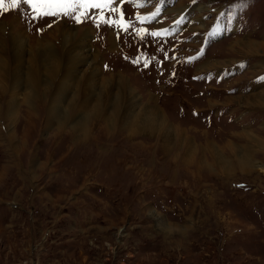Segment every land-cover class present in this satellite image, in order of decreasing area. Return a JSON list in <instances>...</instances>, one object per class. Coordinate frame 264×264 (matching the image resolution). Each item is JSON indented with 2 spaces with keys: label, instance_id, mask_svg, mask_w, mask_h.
<instances>
[{
  "label": "rangeland",
  "instance_id": "obj_1",
  "mask_svg": "<svg viewBox=\"0 0 264 264\" xmlns=\"http://www.w3.org/2000/svg\"><path fill=\"white\" fill-rule=\"evenodd\" d=\"M95 2L101 8L34 0L12 9L5 0L0 22L31 41L60 24L88 31L101 76L113 87L124 76L122 88L166 126L131 128L103 110L78 128L83 108L67 98L64 125L42 112L15 131L11 89L0 84V264H264V170L234 160L248 151L264 164V105L243 102L264 89V49L230 50L235 40L264 44V0ZM179 3V14L169 11ZM163 28L167 36L150 35ZM36 90L40 109L50 96ZM14 98L16 112L28 108L22 90Z\"/></svg>",
  "mask_w": 264,
  "mask_h": 264
},
{
  "label": "bare ground",
  "instance_id": "obj_2",
  "mask_svg": "<svg viewBox=\"0 0 264 264\" xmlns=\"http://www.w3.org/2000/svg\"><path fill=\"white\" fill-rule=\"evenodd\" d=\"M181 9H184L182 5L169 11L178 13ZM200 27H202L201 24L194 29ZM6 31L7 34H4ZM53 31L55 32L52 33ZM0 32V84L1 86L5 85L6 80L11 89L12 100L8 107L7 118L12 121L17 113L15 131L19 128L20 122L23 123V120L26 128L30 118H42V112L45 113V119H48L49 124L64 125V121L68 119L70 113L61 103L67 98L71 99L72 104L80 102L79 106L83 108L80 110V114L83 115L76 123L78 128L84 124L83 120L86 118L87 112L92 111L93 114H98L103 110L108 111L111 121L116 117L124 120L131 118L126 123L131 128L137 126L142 130L157 131L159 134L162 126H166V119L159 110L143 107L132 90L128 87L122 88L121 81L126 80L124 76L118 77L121 81L114 83L116 87H113L108 78L101 76L96 56L90 51L88 31L81 36L80 28L60 24L55 27V30L49 32L53 34L51 37L48 36L49 38L44 41H41L42 38L31 41L25 34L7 26L6 21L2 20ZM230 45V50L238 48L239 52L246 55L247 52L256 53L259 49H264V44L260 45L252 41L235 40ZM83 65L88 67L84 68ZM41 75L44 77L43 80L40 78ZM39 85L44 87L45 94L48 92L50 100L45 107L37 109L33 105V99L38 94L36 88ZM21 90L28 108L16 112L14 96ZM243 99L247 106L261 107L264 105V89L247 95ZM132 100L135 103L138 101L146 110L136 111L139 109ZM15 131H11L12 136L15 135ZM247 136L252 139H262L253 133ZM213 149L215 150V148ZM214 152L219 165L230 171V161L222 154L219 155L216 150ZM234 157L242 171L249 173L254 169L264 170V164L255 162L249 156L248 151L247 153L244 151L235 152Z\"/></svg>",
  "mask_w": 264,
  "mask_h": 264
},
{
  "label": "snow or ice",
  "instance_id": "obj_3",
  "mask_svg": "<svg viewBox=\"0 0 264 264\" xmlns=\"http://www.w3.org/2000/svg\"><path fill=\"white\" fill-rule=\"evenodd\" d=\"M4 3H5V0H0V9L4 8ZM65 3L68 8H71L73 5L78 6V8H87L89 6H91L92 8H101V3L95 2V0H65ZM21 5H25V6H28L29 8H33L34 0H11L12 9H17ZM49 14L51 13L48 11H44L41 13L42 16H46ZM68 15H69V18H73L74 13H69ZM33 19H37V18L33 16ZM75 19L77 20V22H82L80 16H75ZM177 23H179V21H177ZM117 27H120V25H117ZM123 30L127 31V29H123ZM168 33H169V29L163 28L160 30L151 31L150 35L153 37H162V36H167ZM165 59H169L167 53H165ZM133 63L134 64L140 63L139 56L133 61ZM144 66L148 67V60L144 61ZM173 75H175V73H173Z\"/></svg>",
  "mask_w": 264,
  "mask_h": 264
}]
</instances>
